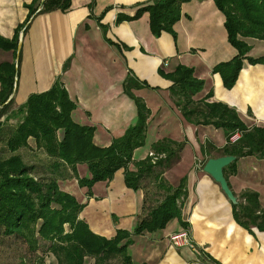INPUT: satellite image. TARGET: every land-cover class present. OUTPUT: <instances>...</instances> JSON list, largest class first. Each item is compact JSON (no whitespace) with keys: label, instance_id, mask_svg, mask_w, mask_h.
Listing matches in <instances>:
<instances>
[{"label":"crops","instance_id":"1","mask_svg":"<svg viewBox=\"0 0 264 264\" xmlns=\"http://www.w3.org/2000/svg\"><path fill=\"white\" fill-rule=\"evenodd\" d=\"M90 1L70 0L67 11L35 13L26 21L25 5L31 0H0L1 37L11 38L14 29L25 23L18 35L19 60L10 95L11 109L23 104L30 94L47 90L59 77L76 104L72 119L92 126L93 143L107 146L136 118L133 100L122 91L123 79L130 70L147 84L134 94L149 109L144 144L134 149L132 162L143 159L150 145L162 138L181 143L177 158L168 167L156 170L172 186L183 178L186 190L181 207L186 228L174 218L160 230L133 235L128 246L133 264H264V231L238 225L232 217V203L202 169L207 159L201 154V145L208 141L222 147L223 130L187 122L170 98V80L158 73L159 67L164 71L177 64L191 67L194 76L203 81L195 99L211 92L205 101L233 107L247 128L264 127V65L243 60L233 87L222 86L219 75L211 68L231 59L236 50L227 41L224 16L212 0L181 4V16L173 25L175 39L166 32L154 37L147 12L133 20L114 22L118 13L133 15L136 5L148 0H92L89 8ZM101 14L99 22L107 25L104 36L96 20ZM243 40L250 47L248 56L264 55V40ZM12 60L11 51L0 49V63ZM66 60L68 65L63 70ZM132 162L130 170L135 169ZM234 162V170L227 169L225 178L236 200L242 192L253 191L264 209V158L247 155ZM76 172L79 177L88 175L84 164H78ZM153 185L148 176L141 180L139 189L126 187L121 168L109 181L95 182L88 197L86 188L79 187L75 179L58 181L59 189L83 204L79 217L93 233L106 238L112 237L116 229L132 230L142 212L144 193L147 205L154 204L161 193ZM182 230L200 253L171 241L170 236ZM86 260L92 264V259Z\"/></svg>","mask_w":264,"mask_h":264},{"label":"trees","instance_id":"2","mask_svg":"<svg viewBox=\"0 0 264 264\" xmlns=\"http://www.w3.org/2000/svg\"><path fill=\"white\" fill-rule=\"evenodd\" d=\"M188 1L148 0L136 5L133 15L118 13L114 22L133 20L147 12L149 30L154 37L166 32L175 39L173 25L181 16V4ZM212 1L224 16L226 38L236 54L215 64L211 72L219 75L225 89H230L237 80L243 60L252 65H264V55H247L250 47L243 40H264V0ZM92 4L91 0L88 7ZM25 6L27 21L35 13L55 9L67 11L70 0H31ZM102 14L96 20L104 36L107 25L99 22ZM24 25H18L9 39L0 36V49L11 51L13 57L11 62L0 63V118L4 116L0 120V234L14 236L33 252H37L40 241L47 242V251L55 260L53 264H85V258L92 259V264H133L128 253L133 235L160 230L174 218L186 228V223L181 220V207L186 196L184 179L172 186L160 176L161 171L156 170L159 166L168 167L177 158L182 144L162 138L150 145L148 155L132 162L134 149L144 144L149 109L144 100L134 94L147 84L130 70L123 79L122 91L133 100L136 118L107 146L93 143L92 126L81 125L72 119L76 104L69 98L59 77L47 90L30 94L23 104L11 109L10 95L19 60L18 35ZM25 29L26 26L22 33ZM67 65L68 60L64 62L63 70ZM158 73L170 80V98L187 122L223 130L225 143L222 147L217 148L208 141L201 145V154L206 159L221 155L264 158V127L247 128L233 107L219 101H205L211 92L195 99L203 88V81L194 76L191 67L177 64L170 71L159 67ZM235 131H239L240 136L230 142L228 138ZM27 153L42 158L39 167L24 158ZM159 155L163 157L153 160ZM131 162L134 170L128 169ZM234 163L223 169L224 176L227 169L234 170ZM78 164L86 166L87 176L77 175ZM120 168L126 187L137 190L141 180L151 176L154 188L161 193L154 204L147 205L145 192L141 215L132 230L116 229L112 237L106 238L93 233L79 217L83 204L59 189L58 181L75 179L79 187L86 188L88 197L95 182L109 181ZM232 217L247 230L255 227L264 231V209L253 191H244L238 196V201L232 204ZM112 259L115 263H111ZM34 264H45L44 259L36 255Z\"/></svg>","mask_w":264,"mask_h":264},{"label":"rangeland","instance_id":"3","mask_svg":"<svg viewBox=\"0 0 264 264\" xmlns=\"http://www.w3.org/2000/svg\"><path fill=\"white\" fill-rule=\"evenodd\" d=\"M31 141L32 140H30V142ZM24 158L28 159V162L34 164L37 163L35 164L37 167H39V161L42 159L37 155H31L28 153L24 154ZM46 245L47 242L40 241L37 252H33L29 251L26 245L14 236L6 237L0 234V264H34L36 255L41 256L44 259L45 264H53L55 263V260L47 251L48 249L46 248ZM111 263H115V261L112 259ZM85 264H89V260H86Z\"/></svg>","mask_w":264,"mask_h":264},{"label":"water","instance_id":"4","mask_svg":"<svg viewBox=\"0 0 264 264\" xmlns=\"http://www.w3.org/2000/svg\"><path fill=\"white\" fill-rule=\"evenodd\" d=\"M234 160L235 156L233 155H221L217 157H210L204 162L202 167L203 171L208 173L211 178L216 183H218L220 189L223 191L227 199L232 204H235L237 200L228 186V183L223 174V168Z\"/></svg>","mask_w":264,"mask_h":264},{"label":"built area","instance_id":"5","mask_svg":"<svg viewBox=\"0 0 264 264\" xmlns=\"http://www.w3.org/2000/svg\"><path fill=\"white\" fill-rule=\"evenodd\" d=\"M239 135H240V132L239 131H235L234 133H232L230 135V137L228 138V140L230 142H233L236 139H238ZM161 156L162 155L156 156V157H154L153 160H155L156 158H159ZM170 239H171L172 242H174L175 245H178V246L185 245V246H188L189 248L193 249L196 253H200V250L197 247H195L193 245V243L188 239L185 230H182V231L173 233L170 236Z\"/></svg>","mask_w":264,"mask_h":264}]
</instances>
